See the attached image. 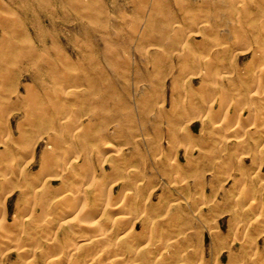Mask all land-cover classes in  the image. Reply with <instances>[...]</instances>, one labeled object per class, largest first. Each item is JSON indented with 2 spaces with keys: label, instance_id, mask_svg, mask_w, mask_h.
I'll list each match as a JSON object with an SVG mask.
<instances>
[{
  "label": "rangeland",
  "instance_id": "rangeland-1",
  "mask_svg": "<svg viewBox=\"0 0 264 264\" xmlns=\"http://www.w3.org/2000/svg\"><path fill=\"white\" fill-rule=\"evenodd\" d=\"M235 2H239L237 10L233 8ZM246 7L253 12V16L257 13L262 15L264 0H0V139L9 132L12 138L15 137L16 141L20 140L22 143L18 149L7 153L8 158L6 156L5 159L4 150L9 145L12 147L13 141L7 144L0 142V175L4 174L2 171L6 169V163L11 160L18 168H29V177L33 175V178H28L32 185H29L26 192L15 185L13 189L14 183H0V191L2 187L1 192L3 195L6 193L0 197V233L9 229L15 232L18 230L14 217L22 212L25 217L30 213L34 204L33 190L38 184L51 178L50 183L54 188L60 186L61 182L57 177L49 176L51 172L56 173L55 169L46 170L50 173L44 172L43 175V172L40 174L38 171L41 169L44 152L51 151L48 136L54 132V135L58 134L63 138L61 150L72 144L70 146L74 155L80 154L78 163L86 166L88 160L93 162L98 177L102 178L105 176L104 172H108L107 180L118 174V171L115 173L111 170V164L120 162L117 154H114L119 148L126 152L124 156L129 158L128 165L139 166L144 175L137 183L144 187L140 198H145L141 201L148 207L155 205L152 209L154 213L149 215L150 219H144L145 209L138 212V219H135V230L140 234L137 242L133 243V248L136 250L134 258L140 259L139 264H184V259L188 260L187 264H197L202 260L207 264H246L250 253L243 252L238 241H235L244 231L241 228L238 236L235 233L234 224L237 220L231 216V211L235 208L227 207L229 205L225 197L233 189L243 187L248 178L254 177L258 188L256 197L264 200V166L259 170L260 164H253L249 154L238 155L233 151L231 154L227 152V155L219 154L217 150L227 135L222 133L216 138L215 134H208L215 122L198 118L192 108L193 104L198 105L204 101L201 90L208 86V81L200 74L198 57L216 53L218 43L224 37L231 39L230 25L232 22L236 25L242 22L239 23L237 17L233 19L227 12L245 11L243 8ZM208 25L210 28H207ZM247 41L241 44H251L250 50H235L231 46V54H226L234 60L237 67L233 76L236 71L242 76L248 75L247 68H250L253 57L252 49L256 45L252 37ZM13 44H19L21 49L14 48ZM21 44H26L23 46H27L24 48L27 50H22ZM7 46H11L10 50ZM243 47L242 49H246ZM45 58L51 64L43 62ZM226 64L228 65L227 62ZM229 71L232 69L229 68ZM57 87L60 88L59 91L55 90ZM229 90V95L236 92ZM73 91L79 92L78 97L73 95ZM220 93L211 96L217 103L212 111L209 109L205 114L217 112L214 109H218L222 96V92ZM232 97L230 113H234V101L238 99L236 95ZM50 100L56 101L55 105L49 104V110L43 108L42 111L44 104L52 103ZM240 106L245 108L238 110V113L241 114L242 111L241 115H246L247 118L246 109L249 105L246 97H241ZM27 108L33 109L28 110L30 114L25 113ZM38 110L43 113L38 114ZM67 114L76 120H66L64 116ZM221 118L223 117L220 116L219 119ZM246 118L247 123L252 119ZM216 123H220V120ZM53 124L58 131L50 130ZM73 125L80 128L77 131H81V136L91 132L102 139L108 137L110 145L115 144L110 146L111 149L103 148L105 153H109L105 154L109 158L108 162L103 163V152L97 155L98 150L91 153L84 149V135L81 137L76 129L73 134L75 139L68 137L67 133L74 132L70 129ZM62 131H66L68 136ZM66 140L70 141L69 144ZM230 142L235 143L233 140ZM89 144L94 146L95 142ZM74 145L82 146L77 149ZM30 151L33 152L32 157L28 153ZM98 156H101L102 161ZM174 158L179 163H184L182 169L190 173L188 177L185 173V176L180 174L182 170L170 172L166 162L168 164ZM189 158L195 160L194 163H191L193 160H187ZM194 167L198 168L197 171L190 170ZM239 169L245 174L240 173ZM167 174L183 181L187 179V182H174ZM240 175L245 183L238 185ZM236 177L239 182L235 181ZM112 179L108 181V185L114 186V191L109 199L118 196L121 187L131 190L125 181ZM5 184L9 185L8 189L12 188L11 192V189L7 190L10 193L5 192ZM27 203V206L31 205L24 212L22 210ZM179 207L184 209L179 211ZM164 208L171 214L180 212V218L186 224L173 227L172 222L163 223L167 229L164 235L155 236L147 244L148 239L144 235L150 234L144 231L165 214ZM39 209L38 207V213ZM75 214L76 212L70 215L62 212L58 215L54 220L55 224L51 225L53 236L58 234V237H62L67 226L62 228L60 224L72 220ZM127 228L128 225L123 226V230ZM259 230L253 226L247 232L253 235L256 245L261 249L264 234H258ZM80 234L82 233H79L78 238L82 236ZM183 236L189 240L187 248L182 246L185 242L181 245L175 243ZM90 242L89 239L75 242L80 261ZM7 245L0 246L4 249V252L0 249V264H28L15 243ZM41 250L42 247L36 251L37 254ZM37 256L35 264H45L46 258ZM157 258L160 261H155Z\"/></svg>",
  "mask_w": 264,
  "mask_h": 264
},
{
  "label": "bare ground",
  "instance_id": "bare-ground-1",
  "mask_svg": "<svg viewBox=\"0 0 264 264\" xmlns=\"http://www.w3.org/2000/svg\"><path fill=\"white\" fill-rule=\"evenodd\" d=\"M238 3L239 2H235L234 7H233L234 9L238 7L237 6ZM179 8L181 10V6H179ZM243 9L245 11H228L227 12V15H230L232 18L237 17V19L240 21L239 23L242 22L240 25H236L234 24V22H232L233 25L232 24L230 25V35L229 36L231 39H228L229 37L226 39L223 36L224 39H222L221 41L219 40L220 42L218 43V47H217L218 50L216 51V53L214 54L212 53L208 56L198 57V60L196 58L198 63L201 64L200 74H202L203 79L208 81V86L204 87V89L201 90L203 94L202 98L204 101L198 105L193 104L192 108H194V111H196L198 118L208 119L212 122H215V123H212V127L210 126L211 130L208 132V134H215L214 135L215 137L221 136L222 133L227 135L226 137H224L225 139L222 140V144H220L219 148L217 147L218 148L217 151L219 152V154L225 153L227 155V152L230 153L231 151L236 152L235 154H238V155L244 154V156L245 155L247 156L249 154L252 156L251 158L253 159V164L255 163L260 164L259 165V170H260L264 166V60H262V57H264V13L262 15L258 13L257 14L254 13L255 16H253V12L248 11L247 7H246L247 11L245 8ZM6 18H9V17H6ZM9 21L10 20L8 19L7 22ZM207 28H210L209 25L207 26ZM214 29H216V27ZM211 30H213V28ZM251 37L254 38L256 47L254 46L255 48L252 49L253 57L251 56L252 58L250 60L251 61L250 68H247L248 75L242 76V74L236 71L235 72L236 75L233 76L234 69H237V67L235 65L234 60L231 59L230 57H227L226 54L227 55L231 54L232 52L231 46H233L235 50H239V49L240 51L250 50L251 44L243 45L241 43L248 42L249 40L247 41V39ZM13 45H14L13 46L14 48L21 49L19 44H13ZM21 45L23 47L22 50H27V49H24L27 46H23L26 44H21ZM7 47L10 50L11 46H7ZM242 47L246 49H242ZM43 62H45L46 64H51L49 59H46V58L43 59ZM226 62L228 63V65L226 64ZM229 68L232 69L231 72L229 71ZM228 89L232 91H236L232 95H236L238 97L237 101H234V104H235L234 113L232 112L230 113L231 109L229 110V107L232 104L231 99L233 97L231 94L229 95ZM55 90L59 91L60 88L57 87V89ZM73 92H74L73 95H77L78 97L79 92L78 91H73ZM211 92L212 94H210ZM220 92H222V96H220L221 100L219 99L220 101L218 102V105H219L217 106L218 109L216 108L214 109V110H217V112L205 114L207 110L210 111L214 107V105L217 103V101H214L211 99V96L214 95V93H220ZM73 95H72V98L74 97ZM63 97L60 96V98H63ZM241 97L242 98L246 97V99H248L249 106L246 109L248 111L247 118H246V115L245 117L241 115L242 111H240L241 114L238 113L239 112L238 110L240 109L244 110L245 108V107L242 108L240 106ZM52 101L50 100V102ZM48 102L46 101V103ZM55 102L56 101L52 103L44 104L43 105L44 107L41 108L42 111H43V108L44 110L48 108L49 104L55 105ZM246 105L247 104L245 103V106ZM3 108H5V106H3ZM53 108H56V107L53 106ZM28 110L29 108H27V112L25 113L30 114L31 112L29 113ZM31 110L33 109H30L29 111ZM40 110H38L39 111L38 114L43 113L42 111L40 112ZM48 110H47V113H49ZM217 114L219 116H217ZM45 116H48V115L46 114ZM220 116L223 118L219 119ZM248 117L252 119L249 120V122L247 123L245 122L244 118L248 119ZM64 118L70 121L76 120L68 114L65 115ZM34 120L36 119H33V121ZM219 120H220V123H216V121H219ZM234 121H235V124H234ZM67 128H70V127H67ZM70 129L72 131H74V129H76V131L77 129L80 130V128H78L77 125H73ZM70 129L69 131H71ZM50 130L58 131L57 126L54 124L50 126ZM79 132L81 133V131ZM5 133L7 132L5 131ZM21 133L23 134V132ZM21 133H20V136L22 135ZM47 133H50V132L48 131ZM63 133L66 134L67 132L65 131ZM74 133L75 131L72 134L67 133L69 136L67 134L66 135L70 137V139L72 140V139H75L73 137ZM82 136L84 138V139L82 138L83 139L82 144L84 145V149L88 151L90 150L91 153L92 151L95 152L98 150L97 155H100V152L101 154L103 152L104 153L103 163L108 162L109 158L107 155L106 157L105 154H109V153L108 152L105 153L103 151V148L106 149L112 146L110 145V140L107 139L108 137L106 139H102V138L97 137L95 134L92 135L91 132L82 134ZM11 138L12 137L9 135V132H8V134L2 137V140L0 139V142L5 143V144H7V142L9 141L10 142L13 141L12 147L9 145L8 148H5L4 150L3 154H6L4 155L5 159H6V156L8 158L7 153H9L12 150H15L16 148L18 149V147H20L22 144L19 142L20 140L16 141L15 137L12 138V140ZM48 139H49L48 140L49 147L51 146L50 147L51 151H49L48 153L47 152L45 153L43 151L44 156L42 155L43 156L42 162H41L42 164L40 166L42 170L39 169L38 171H40V174L41 172H43L42 173L43 175L44 172L47 173L46 170L49 171V169H51L53 171V169H55L56 173L53 172L54 173L53 174L51 172L53 176L49 174L50 172L47 174H49L50 177H54V176L57 177V179L61 182L60 186H58V188H54V186H52V184L50 183L51 178L46 179L45 182H42V184H38V187L36 189L34 188L35 187L34 186L33 187L34 193L32 196L34 204L33 202H31L33 206L31 207L30 213L26 214V217H25V213L22 214L23 212L21 213V215H17L14 217L15 221L14 220L13 221L15 223L16 230L17 229L18 230L15 232V230L13 231L12 229H9L6 232L0 233V246L1 244H6V245L13 244L14 245L15 243V245H17L16 248L18 247L17 249H19L20 252L23 254L21 255L25 257L23 259H25L26 262H28V264H35L36 262L35 260H37L38 258L37 255H40L39 257L42 259L46 258L45 264H81V263L82 264L83 263L84 264H139L141 263L140 259L136 260L134 258L136 256V253H135L136 250L133 248V243L137 242L136 240L139 238V234H140V233L139 234L136 233L135 219H138L137 214L143 209H145L144 213H146V215L144 214L145 215L144 219L145 220L150 219L149 215L154 213L152 209H154L153 206L155 205L153 206L150 205L148 207L147 204L143 202V200L141 201V199L145 198L144 196L140 198L141 194H143L144 192V189H143L144 187L143 188L140 187L137 183L140 181L139 180L140 178H144V175L139 170V166L138 165H128V163L130 162L129 158L128 156H124L126 155V152H124L122 148L116 149V151L113 150L114 154H117V157H118L117 159H120V162L118 164L116 163L114 164V162L112 163L113 159L111 160V163H112L111 170L114 171L115 173L118 171V174H115L116 176H114L113 174L114 177L112 178H114V181L115 180H120L121 182L125 181V184L128 185V187H130L131 190H129L128 188L121 187V189L119 190L120 194L118 196L116 195L115 197L109 199V196L114 191V186L110 184H109L110 186L108 185L109 183L108 181L113 180L112 178L106 180L108 172H104L105 178L98 177L97 169L93 167V164H92L93 162L90 163V161L88 160L86 162V166L83 165L82 163H78V158L80 154L78 155L76 153V155H74V151L71 148L72 146H70L72 144L66 146V149L63 148L64 150L62 151L61 146L64 144V141L62 140L63 138H61L58 134L54 135V132H53V135L51 133L49 134ZM127 140L128 139H126V141ZM230 140L235 141V143L234 142L231 143ZM93 141L95 142L94 146L89 144V143H92ZM68 142L70 141H67V143ZM80 142L81 140L79 141V143ZM75 144L77 143L75 142ZM114 145L115 144H113V146ZM77 147H75L74 145V148H77ZM118 147H120V145ZM108 150L109 149H107V151ZM30 152L28 153L32 157L33 152H31L32 154ZM22 157H24V155H22ZM98 157H99V160L102 161L100 159L101 156H98ZM96 160H98V158ZM187 160H190V158ZM194 161L195 160H193L191 163H194ZM11 162L6 163L5 165L6 169L2 171L4 172V174L1 173L0 175L2 176L0 178V183L1 182H3V184L9 183V185L10 183H14L12 184L13 189L15 187H19V189L22 192H26L29 188V185L30 184L32 185V181L28 182V178H33L32 177L33 175L29 177L31 174V173L29 174V170H28L29 168L28 169L22 168V166L21 168H18L17 164L14 165ZM103 163H101L102 166H103ZM121 163L123 164L121 165ZM189 163L187 162V164ZM229 163H230V160H229ZM183 164L184 163L182 164L179 163L178 160L175 158L169 161L168 164L166 162V166L171 169L170 172L172 171L180 172V170H182L180 174L185 173L186 177H188V174L190 173L186 172L184 168L182 169ZM0 165L2 166V164ZM219 167H221L220 164H219ZM219 167L217 168L219 169ZM1 168L2 167H0V169ZM194 169L196 168L195 167L192 169L190 168L191 171L192 170L195 171ZM238 171L240 172V169ZM241 172L244 173L243 171ZM185 174H183V176H185ZM111 175H112V172H111ZM167 175L172 178V175L170 174H167ZM43 178L45 179V177ZM173 179H174V182L177 180H178L177 182H183V183H185V181L187 182V179L185 181H183L180 178L178 179L177 177L172 178V180ZM242 179L243 178L241 176L240 179H238L240 181L239 182L236 177L235 181L237 180L239 182V184L237 183L238 185L246 182L245 183L246 186L245 184H243L244 185L243 187L233 189V191L230 194H227V196L225 197L226 202L229 205L227 207L235 208L233 211H231V216L237 220V222H235L234 224L235 233L238 236L240 234L241 228H243V231H244V234L242 236H238V239H235V241H238L240 248H242L243 252L250 253V255L247 256L246 264H264V245H263V248L259 249L258 245H256L257 244L256 239L253 238V235L247 232L248 229L254 226V227H257V229H260L258 234H262V233L264 234V200L256 197L258 193V188L256 186V181H255L256 178L254 177L248 178L249 180L245 182H244V179L243 180ZM114 181H112V183ZM197 182L199 183L198 180ZM8 186L7 188L4 187L6 189L5 192L10 189H11L10 192L12 191V188L8 189ZM262 186L264 188V182L262 183ZM149 190L150 189H147V191ZM1 191H2V187H1ZM1 191L0 193H2V195L0 194L1 195L0 197L6 194L5 193L3 195V192ZM150 196H151V192H149L148 197L150 198ZM29 197H30L29 199H31V196ZM31 203L29 204V206L31 205ZM27 205L28 203L26 204L25 209L22 211L24 212L28 211L29 206ZM22 207L24 208V206ZM38 207L41 209V210L39 209L40 210L39 213L37 212ZM183 209L184 207H179V211H182ZM62 212H67V215L73 214L75 212L76 214L72 220L64 221L62 223L60 220V223H61L60 227L63 228L65 225L67 226L65 230L63 231L65 234L62 237H58V234L53 236L54 233L51 230V225L55 224L54 223L55 218H57V216L60 215ZM33 214H35V217L33 216ZM21 216L22 217L24 216L25 218L24 217L22 218ZM167 221H169L170 223L172 222L173 227H177L181 225L184 226L186 224V221L183 218H180V212H176V214H171V213L166 212L165 210V214L157 222L154 223L153 221L150 225H148V228L146 229V231L143 230L144 232L148 231L147 233L150 234L149 236H147L146 233H145L146 235H144L148 239L147 244H149L155 236L162 237L164 235L167 229L165 228L163 223ZM129 224H130V227H129ZM125 225H128V228L126 230H123V226ZM12 228H13V225H12ZM53 228L55 231L54 226ZM143 231L142 233H144ZM79 233H82L80 234L82 235L80 236V238L77 237ZM87 239L91 240V242L87 244L86 250L82 257L83 260L80 261L79 260L80 258L77 255V249H75V242L81 241V240H87ZM184 242L185 244H183L182 246L184 248H187V246H189V240L187 239L186 236L180 237L178 238L177 241H175V243H177L178 245H181ZM41 247H42L41 252L37 254L36 251ZM1 248L3 249V247H0V249ZM4 248L6 249V247ZM10 248L12 247L10 246ZM2 251L4 252V249ZM159 258H157L155 261H160ZM182 261L184 262V264H187L188 260L184 259ZM203 261L204 260L198 261L197 264H207L205 261H204L205 263Z\"/></svg>",
  "mask_w": 264,
  "mask_h": 264
}]
</instances>
